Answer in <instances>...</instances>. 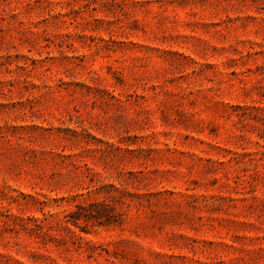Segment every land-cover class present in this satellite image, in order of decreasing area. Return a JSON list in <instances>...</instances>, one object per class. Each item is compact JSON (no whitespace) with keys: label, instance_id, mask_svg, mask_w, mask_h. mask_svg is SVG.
<instances>
[{"label":"rangeland","instance_id":"374dc122","mask_svg":"<svg viewBox=\"0 0 264 264\" xmlns=\"http://www.w3.org/2000/svg\"><path fill=\"white\" fill-rule=\"evenodd\" d=\"M0 264H264V0H0Z\"/></svg>","mask_w":264,"mask_h":264}]
</instances>
